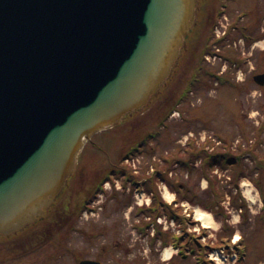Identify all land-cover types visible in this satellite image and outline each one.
Instances as JSON below:
<instances>
[{
  "label": "water",
  "instance_id": "obj_1",
  "mask_svg": "<svg viewBox=\"0 0 264 264\" xmlns=\"http://www.w3.org/2000/svg\"><path fill=\"white\" fill-rule=\"evenodd\" d=\"M197 9L198 0H0V236L42 216L93 135L161 94Z\"/></svg>",
  "mask_w": 264,
  "mask_h": 264
},
{
  "label": "rangeland",
  "instance_id": "obj_2",
  "mask_svg": "<svg viewBox=\"0 0 264 264\" xmlns=\"http://www.w3.org/2000/svg\"><path fill=\"white\" fill-rule=\"evenodd\" d=\"M254 1L264 3V0ZM233 4L244 13L246 6L251 7V0H233ZM214 14L217 18L218 12L214 11ZM257 42L255 46L244 43L243 46L237 47L236 53L225 50L224 53L232 57L237 54L242 63L240 69L227 72L232 86L222 84L209 90L206 86L201 87L199 93L194 92V96L178 106L183 114L168 117L165 128L156 126V121L161 116L158 104H155L130 122L99 133L91 141L92 145L85 146L79 157L78 186L85 187L89 184L90 190L102 179L103 182L106 181L104 179L109 170L121 167L127 169L128 166L132 169L129 168L130 171L136 174L137 178L132 181L139 182V189L133 188L132 191L130 189L126 192L127 188L136 186H133L132 181L125 183L121 174L114 175L117 178L116 186L111 183L106 193L90 196L89 203L96 209L88 214L83 212L85 206L82 196L90 191L80 189V196L79 193L71 198L65 196L68 197L69 206L61 214L62 222L66 224L63 230L58 231L63 237H60L59 242L61 250L52 252L56 256H59L57 250L64 254L59 260H55L53 256L47 258L46 264H77L79 259H92L101 264L198 262L197 257L191 255H188L186 260L173 256L171 260L163 261L165 253L163 254L161 239L168 241L169 248L173 235L180 236L190 246L196 241L198 247L195 248L199 251L198 255L202 256L203 264H212L215 250L222 251V255H225L223 257L227 261H221L223 264H264V87L254 84L251 79L254 72H264V50H261L264 42ZM252 46L255 48L252 49ZM186 66L187 60L183 62L182 70ZM209 66L217 69L219 66L224 68L225 64L220 60L211 59ZM189 70L187 73L185 71L184 81L192 74ZM182 87L183 82L171 84L168 97L172 99L178 96ZM155 131H159L160 135L145 144L146 152L152 147L154 153H160L161 156L139 154L133 155L129 163L122 162L128 147L138 145L146 134ZM189 132L194 135V147H205L201 144L205 136L210 140L206 146L212 151H228L240 155L241 160L236 165L238 167L234 168L231 164L218 170V175L215 174L216 169H201L199 161L191 172L175 168V160L189 157L186 149L188 147L185 148L184 144L185 139L190 137ZM165 153H168L171 159L168 165L161 159ZM154 157L156 160H153ZM134 162L137 164L134 165ZM152 166L157 171L164 172L166 168L172 170L168 176L167 172L163 174L169 180L167 187L161 179L153 178ZM204 175L208 180H204ZM73 184L74 181H71L70 186ZM236 184L239 188H235ZM246 190H249V197L245 193ZM136 191L142 194L135 193ZM165 191L171 195L170 199L163 198ZM94 193L97 194L96 191ZM149 193L153 194V204L154 197L159 202V210L155 214L143 213L144 210L137 208L141 202L142 207L145 206L150 197ZM164 199L171 201V206L166 207L167 202ZM196 208L210 214L214 221L211 228H203L201 223L197 222ZM173 213L180 215V220L170 222V215ZM144 215L152 219L160 217L164 226L167 223V230L159 226L164 232L161 239L159 237V240L153 242L147 230L148 223L135 222ZM223 223L226 225L223 226ZM235 235L242 236V242L233 244L232 238ZM52 238L50 242L56 243L58 236L54 235ZM36 249L45 252L54 250L49 245ZM240 250H243L246 257L239 262L231 261L229 256H233L235 252L239 256ZM46 255L34 252L21 263L38 264Z\"/></svg>",
  "mask_w": 264,
  "mask_h": 264
},
{
  "label": "flooded vegetation",
  "instance_id": "obj_3",
  "mask_svg": "<svg viewBox=\"0 0 264 264\" xmlns=\"http://www.w3.org/2000/svg\"><path fill=\"white\" fill-rule=\"evenodd\" d=\"M262 2L255 3L254 0H251V7L249 8L246 6L243 9L246 14L245 17H243L244 19H237V14L240 13V9H236L233 4V0H205L202 10V24L199 27L197 34L193 36L190 41L188 53L183 60V62L187 60V66L182 70V62V65L175 76L176 82H183V73L185 71L187 73V70L190 69L189 73L191 72L192 74L189 78L193 80L194 88L197 89L202 83L205 84L208 81L206 72L214 71L222 74L227 71L230 67H228V64H225L224 62L223 63L226 65L224 68H219V66L217 69H213L209 66L210 63H208L205 59H202V55L204 54H213L211 46L205 45V40L209 38L208 44L214 42V47L218 46L216 49L220 52L221 56H231L229 54H225V50L236 53L237 47H240L239 41L241 40L240 36L242 34L241 29L243 26L241 22L243 20H245L243 28L245 27L246 31L253 33H259L261 31V33H264V3L262 4ZM215 8L219 9L220 12L223 13L219 19L214 18ZM233 9L235 10L232 12ZM236 26H239L240 29L235 30L234 28H236ZM215 27H219L222 34L228 35L227 41L218 43L217 40L210 37L209 31H214ZM216 56L217 55H213L214 60L217 59ZM234 58L237 59V54ZM230 70H232V68H230ZM165 96H167V93ZM80 189H82V185H75L74 189L70 192V198L76 196L80 192ZM85 190H87V188ZM87 197V195H84L85 199H87ZM67 206L68 202L61 201L44 223L33 227L31 230H28L27 233L15 239L0 238V264L21 263L25 258H27V256H30L34 252L43 254L49 253L35 248L47 245L44 244V242L49 237L50 233H52L51 231H54L57 226L62 227L63 217L61 214L67 209ZM60 250H58L59 254H64V252ZM45 262L46 259L44 258L42 262H39L38 264H44Z\"/></svg>",
  "mask_w": 264,
  "mask_h": 264
},
{
  "label": "trees",
  "instance_id": "obj_4",
  "mask_svg": "<svg viewBox=\"0 0 264 264\" xmlns=\"http://www.w3.org/2000/svg\"><path fill=\"white\" fill-rule=\"evenodd\" d=\"M190 89H192V86L189 85V84H187V87H185V89H184V94L185 95L183 94V96L182 95L180 96L179 102H182L181 100H183V98L187 95V92ZM167 107H168V110H170L169 107H171V108L173 107V105L171 104L170 101H169ZM139 152H141L140 147L139 146H134V147H132L130 149L129 153H127L125 156H128L130 154L139 153ZM197 160H200L201 161V168L204 169V170H210L214 166H220L221 168H225L226 166H229L231 164H233V165L234 164H237L238 165V162L236 163V157L233 156L232 154L228 153V152L209 154V153H206L203 150L191 151L190 154H189V157H187L184 160L178 161V163L180 164V167L182 169H185L186 168V169L190 170V172H191L193 170V166L192 165ZM113 173H115V175H118L119 174L118 171H116V172L113 171ZM159 176H160L161 179L166 180L167 183L169 184V180L165 179V177L162 176V175H159ZM154 178H157V177H154ZM174 186L177 187L176 185H174ZM179 190L180 191H183L182 188H179ZM184 198L186 199V196ZM154 199H155V203H154L155 206L152 209H150V211L151 212H158V206H159L158 204H159V202L157 201V199L155 197H154ZM192 203H195L196 204L197 202L192 201ZM170 216L173 217L176 220H180V218H181L180 215H177L175 213H173ZM161 237H163V234H161ZM172 239L173 240L171 242H174L175 244L179 243L180 240L183 241V239H181L180 237H173L172 236ZM182 241H181V243H182ZM166 243H168V241L163 240V244H166ZM191 244L192 245H195V246L197 245L196 244V241L192 242ZM188 245H189V243H185V247H187ZM196 247H198V246H196Z\"/></svg>",
  "mask_w": 264,
  "mask_h": 264
},
{
  "label": "bare ground",
  "instance_id": "obj_5",
  "mask_svg": "<svg viewBox=\"0 0 264 264\" xmlns=\"http://www.w3.org/2000/svg\"><path fill=\"white\" fill-rule=\"evenodd\" d=\"M244 185V184H243ZM249 190H246L245 193L248 195V197L250 196L249 195ZM166 197L169 199L170 196L168 194H166ZM252 197V196H251ZM195 216L197 218V221H200L201 224L204 226V227H212V225L214 224V221L212 219V217L210 216L209 213H206V212H203V210L199 209V208H196V213H195ZM239 239V237L236 235L235 238H234V241H237ZM172 253L171 249H166L165 250V254L166 256H169L170 254Z\"/></svg>",
  "mask_w": 264,
  "mask_h": 264
}]
</instances>
